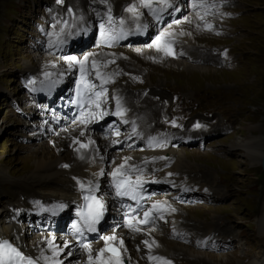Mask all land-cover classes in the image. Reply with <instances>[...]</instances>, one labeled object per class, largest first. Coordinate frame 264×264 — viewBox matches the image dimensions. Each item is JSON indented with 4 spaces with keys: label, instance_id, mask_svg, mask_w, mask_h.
<instances>
[{
    "label": "rangeland",
    "instance_id": "374dc122",
    "mask_svg": "<svg viewBox=\"0 0 264 264\" xmlns=\"http://www.w3.org/2000/svg\"><path fill=\"white\" fill-rule=\"evenodd\" d=\"M82 2L85 6L87 2L91 4L86 7L87 10L83 8L80 12V7L75 4L68 5L66 0H63L62 4L57 3V0H0V179L6 178L9 186L15 184L20 190L26 188L20 182L31 174L39 158L52 160L59 156L64 160L69 159L73 152L69 144H63L59 153L56 151L60 136L51 138L53 134L49 126L54 123L50 118L45 119L42 130L38 128V123L42 120L38 108L45 106L53 115L58 103L47 105L44 100L36 101V97L30 95L27 83L33 78L31 71L35 68L49 65L53 61L63 66L64 63L57 60L62 55L51 53L48 43L50 39L55 40L54 36L50 35L55 30L52 25L61 28L62 22L67 20L68 9L75 14L70 25H81L85 21L83 25L87 23L88 26L86 24L85 27L91 33L95 12L99 11L103 4L99 6L100 0ZM205 3L214 6L206 13L201 29H197L192 22H186L185 19L181 22L186 27L183 30L191 32L192 39L194 37V52L206 56L204 59L189 58L188 52L177 53V48L173 50L177 55L173 56L172 60H153L139 53L138 50L141 49L149 51L151 48L147 45L152 42L154 35L173 21L168 20L164 27H158L156 32L155 25L148 21L146 10H142L144 16L141 22L147 25L146 29L149 31L147 41L139 42L140 44L104 46L122 53L117 57L119 59L113 60L106 69L111 71L115 70V67L118 71L140 72L138 86L129 89L130 83L125 81L124 85L130 92L125 93L127 96L133 95L135 100L150 99L145 103L146 107L153 106L152 108H157L156 113L159 112L156 117H148L151 119V126L158 123L160 127L170 128L169 131L179 132L178 126H186L189 130L197 125L194 120L199 118L205 123V128L201 130H210L212 127L211 130H218L203 144L176 146L189 163L173 175L189 177L188 182L201 180L200 182L209 188H215L216 193L224 195V199L207 201L209 199L204 198L201 201L200 197L196 198L197 195L193 197V193H185L187 197L200 201L173 200L178 209L184 211V216H188L190 224L185 228L194 239L203 232L205 237L219 231L215 229L217 227L222 230L235 229L244 238L241 246L210 252L197 248L193 243H187L182 239L183 236L175 234L167 222L157 220L154 225L159 226L165 238L182 242L193 252L210 253L220 257H232L235 254L239 260L243 258L247 263L260 257L264 259V232L260 234L262 227L258 221L261 215L264 216V170L261 165L264 152V0H205ZM189 4L190 0H183L181 7L186 10ZM104 5H111L114 10L112 3ZM91 8H94V11ZM186 15L185 17H188V13ZM82 16L83 20H79ZM118 16L131 19L130 14L121 16L118 13ZM180 16L184 17H177ZM119 18H116V21ZM207 24L213 27L209 29ZM92 39L91 37L90 40ZM144 40L146 39H142ZM73 45L77 50L83 48L77 42ZM98 45L101 44L94 39L88 48L80 51L72 49L67 55L81 57L88 49ZM47 58L50 59L46 60ZM59 67L55 70L64 72ZM73 78L70 83L76 81ZM153 85H157L156 94H148L147 87ZM110 86L112 87H106V103L113 106L112 98L118 91L114 92L116 87ZM70 87L71 85L66 86L67 93ZM56 101L59 102V99ZM28 103H32L33 108L28 109ZM98 123L100 127L94 130L99 132L103 126V131L101 129L100 132L104 133L107 141L116 146L111 149L110 154L140 151L142 141L136 147H131L134 137L126 138L130 135L128 124H118L109 129L110 123L105 119ZM58 124L57 121V128ZM251 138L257 142H247ZM82 139L96 140L99 137L88 132ZM239 143L242 145H237ZM248 145H253V152L246 151ZM115 159V155L107 158L109 169ZM2 171L5 173L2 174ZM208 175L209 178H200ZM210 179L213 185L207 183ZM33 185L30 184V187ZM9 186L5 188L9 189ZM172 191L171 186H166L151 197L164 198L163 196L168 195L171 200L176 193ZM5 193L7 192L0 190V195L3 194L0 198V212L3 214L7 213V208L12 209ZM202 194L209 195L208 192ZM210 194L213 195L212 192ZM25 204L29 206L28 203ZM109 210L112 216L121 217L115 207H109ZM30 233L31 231L29 235ZM76 260L77 258L75 262L80 264L81 261ZM234 262L237 264L235 260Z\"/></svg>",
    "mask_w": 264,
    "mask_h": 264
},
{
    "label": "bare ground",
    "instance_id": "6f19581e",
    "mask_svg": "<svg viewBox=\"0 0 264 264\" xmlns=\"http://www.w3.org/2000/svg\"><path fill=\"white\" fill-rule=\"evenodd\" d=\"M82 1L83 0H66V2L69 3L68 5L75 4L76 6L80 7V12H82L83 8H85L84 10H87L86 7L91 4V2H87V6H85L83 5ZM133 2H135V0H107L105 3H112V8L114 7V10H116L115 12L123 16L130 14L124 9L127 5ZM174 3H177L179 5L180 11L171 16L169 15L170 18L175 17L177 14L183 15V18L181 16L179 18H176L183 22L186 13H188L187 18L189 19L187 20H190L197 29H201V24L203 23L206 15L205 13H208L210 11V7L201 10V14L204 15V19L200 20L197 17L196 13L192 10L190 4L186 6L185 10L183 7H181L183 0H174ZM94 8L91 9L94 11ZM215 17L219 18V16ZM66 18L69 23L74 19L69 13L66 15ZM169 24H167L162 30L177 33L176 36L172 37L174 41V43L172 44L173 50L174 48H177V53L179 51L188 52L190 56L189 58L197 60H202L204 59L203 57H206L201 53L198 54V52H194V37L192 39L191 34L179 35L181 31H183L184 33H191L189 31L183 30L184 28H186L184 27V23H181L179 25L172 24L171 28H168ZM197 25H199V27H197ZM53 26L54 24L52 25V28L55 29L53 33L58 32L60 28ZM157 34H155L154 37ZM138 51H140L139 53L145 55L150 59L154 57L155 60H172L174 59L173 56L177 55V53L173 51L174 55L167 56L163 52H157L155 50V47L151 48L149 51L143 49ZM89 53L93 54L92 56H90V60L95 59L97 60L98 64L105 63L107 61L118 60L119 58L117 57H120L122 54L118 53V51L114 49H108L106 47L104 48V46L102 45L90 48V50L88 49L85 54ZM48 59L50 58H47L46 60ZM57 60L62 61L64 63L63 66L57 64L56 61H53L49 65L46 64L45 66L33 69L31 71V76H33V78H31L30 80L35 79L37 83L30 87L38 88L39 90L41 89V81L44 80V71H50L53 73L57 72L55 69L51 68V65L53 63L57 64L58 67L61 66V68H59L65 71L66 62L61 58H58ZM109 64L110 63H108L107 66ZM106 67L101 68V71L110 78V82L106 83V85H112V87L110 86L111 88L116 87V90H114V92L118 91V93H116V95L112 98L113 106L105 102L104 104H102V107L109 112H114L115 97H119L121 101L122 111L124 113L123 119H126L128 121L127 129L129 131H127L128 133H130V136H134V141L144 140L145 137H147V134H154L155 137L161 138L160 134H163V132H157L158 129H162L164 131L166 129L164 127H160V125H157L158 123L155 126H151L152 123H149V120L151 119L148 117H156L159 113H156L157 111L155 110L157 108H152L153 106L146 107L145 103H147L150 99L145 98L142 100H135V97L133 95L130 94L129 96H127V94L125 93L129 92V89L132 86H138V84L140 83V72H130L126 70L118 71L115 67V70L109 71L106 69ZM78 77L79 72L74 68L71 73H67L66 75H64L63 80L60 82L62 88L56 97L60 96L59 98H61V101H53V103H58L57 110L55 112L58 113L57 115H54L55 113L51 115V110L49 108H46L45 106L38 108L42 118L41 122L38 123V128L42 130V128H44L43 124L45 119L47 117L50 118L54 123L52 126H49L52 128L53 135L51 136V138L60 136V139L57 141L59 146L57 147L56 151H58L59 153V148L62 147L63 144H65V146L66 144H69V146H71L73 150L72 155H70L69 159L64 160L59 156H56L52 160L39 158L35 162L34 169L32 170L31 174L26 176L20 182L22 186L25 185L26 188L24 190H20L15 184L9 186V184L7 183L8 180L6 178L0 179V190H4L7 192L5 193V195L9 197V200L12 204V209H6L7 213L3 214L2 211L0 212V237L13 238L24 254L34 256L37 259H39L41 251H44V254L48 256H51L52 254L48 249V245L44 243L46 239H51L54 237V243L57 245H63L65 241H68L72 248L73 255L69 257L67 255L61 254L57 259L63 260V264H77L75 262V258H77L78 261H81L80 264H87V252L81 251L80 249V243H83L84 238L81 239V242L80 235H77L75 233L73 227L71 226V220L66 216L73 210L75 204L78 203L77 197L80 193V190L79 186L76 183V179L84 181L85 183L91 180L99 185L98 191H100L101 197L104 199L106 207L104 218L97 226V232H94L92 234H88L85 232L83 233V235L86 234L88 236V239H86L87 242L85 243L91 245L94 255L96 254V250L104 247V241L99 237L115 234L118 238H122L124 241L123 249L120 248V245L118 243H113V245L118 248L120 257L124 261V264H157L156 261L149 259L150 255L164 257L167 260L171 261L172 264H235L234 260L237 262V264H241L242 261H244L242 264H264V259H262L261 257L245 263V260H243V258L239 260L235 254L232 257H220L210 253L203 254L198 253L197 251L193 252V250L188 249L187 246L182 242H173V240L165 238L163 233L160 232L161 229L159 228V226H155L154 223L148 225L150 226L148 228L140 227L141 231L136 232L124 226V219L122 215L121 217L112 216L109 210V204L107 202L112 192V187L110 185L111 175H109V173H111L115 168L119 167V165L123 163L125 157H131V159L128 161L130 165H135L143 168V179H148L150 176H157V179L154 181H158V183H150V185L152 186V189L158 190H161V188L166 184V180L163 179L162 176L166 177L167 180L171 182V185H179L183 182H188L187 179L190 180L189 177L186 178L178 174H173L175 172H178V169L187 167L189 162L186 161L188 160L187 158H184V154L182 153V151L180 149H177L174 141H170L171 135H168L167 137L161 138L160 141H158L159 143H156V145L146 146L145 144H142L139 149L140 151H124L113 154L115 155L116 159L113 166H111L109 169L107 158L109 156H113L112 154H110V151L116 146H113V143L111 141H107L104 138V133L100 132L101 129L103 131V126L99 130V132L96 131V129L100 127L98 121H101L102 119L97 118L92 120V122L88 123L87 125H84L80 122V119L73 120V118L71 117L70 108H72L71 101L73 98L70 96L69 92H66V86L71 85L72 87L75 81H72V83H70L71 78L77 80ZM52 78L55 79V75ZM88 78L94 84H98L100 82L95 78L94 74L90 75ZM125 81H128L127 84L130 83V86L127 85L129 89L124 85ZM156 87L157 85L147 87L148 94H156ZM44 89H48L47 85L44 86ZM104 99L108 100L107 97ZM151 100L154 99L151 98ZM28 104V109L33 108L32 103ZM55 119H57L59 123V128L55 126V123L57 122ZM103 119L110 123L109 129L111 128V124L114 122L117 124L123 123V120L120 117L114 115H107ZM194 122L197 124H202L203 126L199 128L194 126L189 130L188 128H186V126H184V130L195 131L205 128V123L202 119L197 118L194 120ZM134 126L136 129L135 133L133 132ZM94 128L96 129L94 130ZM152 130L157 131L156 133H150V131ZM81 132H83L84 135L81 136ZM88 132L97 134L101 141H99V139L93 140L95 141L94 145H89L87 149H80V152H77L76 149L79 148L80 145L78 143H74V141L87 143L88 140H84L82 139V137H84ZM177 134H180V132H174L172 134L173 138H179L177 137ZM247 142H257V140L251 138ZM160 144H162L163 146H160ZM237 145L241 146L242 144L239 143ZM133 147L136 146L134 145ZM233 147L235 148V146ZM252 148L253 145H248L246 146V151L251 153L254 150ZM81 155H83V159L80 158ZM101 157H103V159H101ZM160 157H164V159H160ZM63 165H68L69 167H63ZM101 169L104 170V176H99V172ZM4 173L5 172L2 171V174ZM74 177L76 179H74ZM209 177L210 175L206 177L200 176V178ZM200 181L193 180L190 183L202 189L203 185L205 184ZM207 183L213 185L211 179L207 181ZM30 184H34L33 187H30ZM5 186H9L10 188L7 189L5 188ZM8 192L10 194H8ZM217 194H215V198H217ZM2 195H0V198L2 197ZM163 197L164 198H162V196H154L147 198L145 200L144 210L149 208L151 204L155 202H162L167 205H171V207L175 209V212L166 211L164 214V219H161V221L167 222V224L173 228V231L176 232V235L179 234L178 232L188 233L185 228L189 227L190 224L188 216H184V211H182V209H178L177 204L173 200L174 197H172L171 200L169 199L168 195H165ZM53 202H65L68 205L67 210L62 211L60 215L61 217L59 219L51 218L49 214L45 213V211H48V209L54 208ZM25 203H28L29 206H27ZM115 209L118 213H122L117 207H115ZM258 221L260 222V227H262L260 229L261 234L262 232H264V216L261 215ZM190 227H192V225ZM29 231H31V237L29 235ZM207 231L208 230H206V232ZM203 233L198 237L204 236ZM229 234L233 235L234 233L230 232ZM144 240H148L150 244H152L153 241L155 242L152 245L151 250H149V248L144 245ZM156 245H158V247ZM124 249H126V251ZM110 256L111 254L109 252L104 254L105 259ZM40 264H44V262L40 261Z\"/></svg>",
    "mask_w": 264,
    "mask_h": 264
},
{
    "label": "snow or ice",
    "instance_id": "6c2138e0",
    "mask_svg": "<svg viewBox=\"0 0 264 264\" xmlns=\"http://www.w3.org/2000/svg\"><path fill=\"white\" fill-rule=\"evenodd\" d=\"M101 3H105L106 0H100ZM57 3H63V0H57ZM190 5L192 10L196 13L197 17L200 20L204 19V15L201 14V10L207 7H212L214 5H207L205 0H190ZM146 10L147 14L151 16L157 22L162 21L165 13L168 15H173L180 11L179 5L174 3V0H135V2L130 3L124 9L126 12L131 15V22L135 25L134 32L142 33L146 30L147 25L143 24L142 18L144 16V11ZM69 14L74 18L75 14L71 9L67 10ZM206 14V13H205ZM83 20V17L80 18ZM187 20V17H185ZM191 23V21H187ZM108 27L105 26V23L99 25L100 37L104 44L111 46L112 42L126 39L129 35L133 34V30H125L124 19H120L118 22H114L112 16L111 5L107 6V21ZM172 24L179 25L181 20L174 19L171 24L168 25V28L172 27ZM55 27V25L53 26ZM199 27V25H197ZM207 28L211 29L213 26L211 24L206 25ZM88 29L86 27H80L78 24H71L68 20L62 22V27L58 32H54L50 35L54 36L55 42L52 39L49 40L48 48L55 51H62L63 47L69 42L70 39L75 36H81L86 34ZM191 33H184L181 31L179 35H190ZM177 33L169 32L166 30L160 31L148 44V48L155 47L157 52H163L167 56L174 55L172 44L174 43L172 37L176 36ZM163 38V39H162ZM93 54H84L81 57L75 55H62L61 59L66 62V69L64 72L57 71L55 73L50 71H44L43 76L44 80L41 81V91L44 90V86L47 85L48 90L50 91L53 86L60 83L63 80L65 73H71L73 69H77L79 72V77L75 81L76 83V95L78 100L75 101L81 105L80 112V122L84 125L92 122L94 119H103L107 115H114L120 117L124 123H128L127 120L123 119V111L121 107V101L119 97H115V111L109 112L102 107V104L106 102L105 99L107 96V89L103 87L104 84L110 82V78L101 71V68L106 67L108 63H113L114 61H107L105 63L98 64L97 60L91 59L90 56ZM227 55L226 53L224 54ZM155 60V58H152ZM52 69H57L58 65L53 63L51 65ZM95 75V78L101 82V88L98 91L97 85L94 84L91 80L88 79L90 75ZM55 75V79L52 77ZM37 81L35 79L29 80L28 85H35ZM36 88H32V91H36ZM174 126L175 121L172 122ZM197 128L201 125L197 124ZM135 126L133 127V132L135 133ZM117 131V135H118ZM80 135H84L83 132ZM118 142V141H117ZM114 142V143H117ZM80 145L76 149L77 152H80V149H87L89 145H94L95 141L89 139L87 143H81L80 141H74ZM154 143H159L156 137H152L149 140V145L152 146ZM160 146H163L160 144ZM83 159V155L80 157ZM103 159V157H101ZM131 157H125L123 163L119 167L115 168L109 175L113 178V188L117 197H128L129 199L135 201L138 205L143 196L144 184L146 181L143 179V168H140L135 165H130L128 161ZM164 159V157H160ZM147 163V162H146ZM63 167H69L68 165H63ZM135 174V178L133 175ZM104 170L101 169L99 176H104ZM171 175V174H170ZM74 179H76L74 177ZM157 182L158 181H153ZM76 183L79 186V190L83 196L84 205L82 209L77 211V215L81 218L79 224H73V229L77 235L83 236L85 231L94 233L97 232V226L104 218L106 211L105 203L103 199L96 196L95 193L99 189V185L89 180L87 183L76 179ZM67 204H58L56 209L63 210L67 208ZM133 215L130 217L128 213L124 215V226L128 227L132 231L139 232L141 231L140 225H148L155 218L164 219V214L166 211L175 212V209L171 205H167L162 202H155L151 204L149 208L143 211L142 218L137 214V210L132 208L130 205H125ZM48 211L55 214V210L48 209ZM104 241V247L96 250L94 255L93 249L88 243H80L81 251L87 252V264H124V261L121 259L119 250L112 247L113 243H118L120 248L123 249L124 241L122 238H118L115 234L110 236L99 237ZM54 237L51 239H46L44 243L48 245V249L51 251V256L45 255L44 251H41L39 259L34 256L24 254L18 247H16L9 240H0V264H40V261H43L44 264H63V260L57 259L61 254L72 256L73 251L68 241H65L63 245H57L54 243ZM144 245L151 250L152 244L148 240L143 241ZM158 247V245H156ZM67 250V251H65ZM126 251V249H124ZM111 252L112 255L108 258H104V254ZM130 259V257H129ZM150 260L156 261L157 264H172L171 261L167 260L161 256H149ZM79 264V262H77Z\"/></svg>",
    "mask_w": 264,
    "mask_h": 264
},
{
    "label": "water",
    "instance_id": "95a60500",
    "mask_svg": "<svg viewBox=\"0 0 264 264\" xmlns=\"http://www.w3.org/2000/svg\"><path fill=\"white\" fill-rule=\"evenodd\" d=\"M264 120V118H263ZM262 139H263V144H264V128H263V133H262ZM261 165H262V168L264 170V152L262 154V158H261Z\"/></svg>",
    "mask_w": 264,
    "mask_h": 264
}]
</instances>
